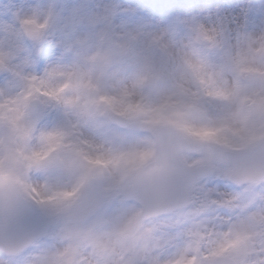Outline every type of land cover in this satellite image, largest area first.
<instances>
[{"label": "rangeland", "instance_id": "obj_1", "mask_svg": "<svg viewBox=\"0 0 264 264\" xmlns=\"http://www.w3.org/2000/svg\"><path fill=\"white\" fill-rule=\"evenodd\" d=\"M170 2L174 8L159 10L158 0H0V175L49 226L0 264H95L114 235L122 254L115 264H153L178 242L184 260L176 264L216 256L264 264V180L231 187L230 167L209 151L182 154L190 167H214L188 208L144 221L129 197L131 178L156 157L159 126L207 147L244 150L264 140V2L224 31L205 21L207 0ZM113 115L127 125L116 126ZM133 167L139 172L129 177ZM91 179L111 197L109 213L105 201L75 223ZM221 220L230 221L228 236L214 243Z\"/></svg>", "mask_w": 264, "mask_h": 264}, {"label": "water", "instance_id": "obj_2", "mask_svg": "<svg viewBox=\"0 0 264 264\" xmlns=\"http://www.w3.org/2000/svg\"><path fill=\"white\" fill-rule=\"evenodd\" d=\"M152 86L153 82L150 80L148 87ZM32 108L36 113L35 103L32 104ZM157 136L159 157L146 167L136 189L139 194L144 195L146 207L148 203L157 200L162 203L161 212H166L186 206L189 201L188 190L198 180L209 176L212 171L205 166L188 169L179 160V155L184 150L199 153L203 150L202 147L188 143L168 128L159 129ZM262 147L264 146L253 149L250 153H255ZM214 152L220 154L221 150ZM261 167L262 165L256 166ZM101 204L102 197L93 183L90 192L81 199L77 207L75 221L81 222L90 217ZM45 230V222L36 208L24 201L14 188L0 179V249L8 254L19 253L41 237ZM211 264L235 263L227 257H221L214 259Z\"/></svg>", "mask_w": 264, "mask_h": 264}, {"label": "bare ground", "instance_id": "obj_3", "mask_svg": "<svg viewBox=\"0 0 264 264\" xmlns=\"http://www.w3.org/2000/svg\"><path fill=\"white\" fill-rule=\"evenodd\" d=\"M208 6L206 7V17L204 16L205 21L209 22L211 25L221 26L222 30L224 31L226 25L228 23L234 25H239L240 23L251 19L252 17L256 16L258 13V9L260 7V3L264 2V0H207ZM159 5H156L155 8L159 10H166L167 7H172V3L170 0H158ZM206 6V3H205ZM263 9L264 7L261 6ZM261 8V10H262ZM124 144V143H123ZM94 147L96 149H102L100 145L96 142L94 143ZM129 177H134L138 174L139 168H134L130 171ZM248 189V188H247ZM21 191V190H20ZM22 193V191H21ZM23 194V193H22ZM107 196L104 195V202L107 201ZM111 200V197H109ZM110 200L107 201L105 204L104 214H108L109 209L108 207L111 205ZM114 202V201H113ZM123 204H126L125 201L121 200ZM102 214V216H104ZM136 219H131L132 222H135ZM221 226L216 228L215 230V237L213 239L214 243H218L221 241L226 240V236H228V225H230L229 220H221ZM104 226V225H103ZM262 232H258V235ZM113 241L108 239L106 241L105 248L107 249L106 253L102 254V258L98 263L95 264H115L113 256L117 255V258L122 255L121 252L116 253L118 247V235L113 236ZM182 243L178 242V244L170 245L169 251H161L159 255L155 258L153 264H176L182 260H184V249ZM105 248H102L104 252L106 251ZM105 257V259L103 258ZM106 257L108 260L106 261ZM112 258V259H111ZM232 259L237 262L235 258Z\"/></svg>", "mask_w": 264, "mask_h": 264}]
</instances>
